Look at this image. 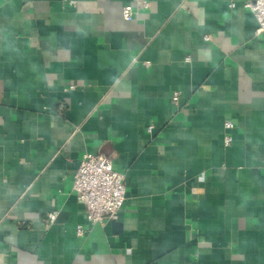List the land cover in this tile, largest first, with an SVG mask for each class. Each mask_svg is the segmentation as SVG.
<instances>
[{"label": "crops", "instance_id": "1", "mask_svg": "<svg viewBox=\"0 0 264 264\" xmlns=\"http://www.w3.org/2000/svg\"><path fill=\"white\" fill-rule=\"evenodd\" d=\"M146 1L0 0V264H264V31ZM85 152L124 174L117 220L86 219Z\"/></svg>", "mask_w": 264, "mask_h": 264}, {"label": "built area", "instance_id": "2", "mask_svg": "<svg viewBox=\"0 0 264 264\" xmlns=\"http://www.w3.org/2000/svg\"><path fill=\"white\" fill-rule=\"evenodd\" d=\"M149 2L146 0H131L122 8V16L130 20L138 8H146ZM230 6H234L231 2ZM244 6L250 9L257 20L256 32L264 31V0H246ZM175 92L173 100H177ZM231 126L227 123V127ZM151 128V127H150ZM149 128V129H150ZM231 137L226 136V143ZM73 189L78 200L84 206L86 219L89 223H105L119 218L120 210L126 198V187L124 174L116 171L112 166L110 157L103 153L85 152L73 176ZM56 213L47 215V221L53 222ZM76 235H83L84 227L81 224L76 226Z\"/></svg>", "mask_w": 264, "mask_h": 264}]
</instances>
